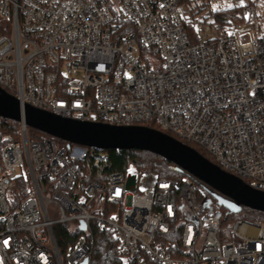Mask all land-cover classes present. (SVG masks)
<instances>
[{
    "label": "built area",
    "instance_id": "built-area-1",
    "mask_svg": "<svg viewBox=\"0 0 264 264\" xmlns=\"http://www.w3.org/2000/svg\"><path fill=\"white\" fill-rule=\"evenodd\" d=\"M210 3L0 0V89L22 109L20 137L0 135V264H91L97 228L118 244V264H264L261 223L203 209L192 177L143 190L146 173L114 169L111 153L121 150L30 139L24 119L31 106L81 122L156 125L264 192V6L246 0L223 24L213 12L208 37L198 15ZM244 21L255 40L240 46ZM59 227L69 233L64 254Z\"/></svg>",
    "mask_w": 264,
    "mask_h": 264
},
{
    "label": "water",
    "instance_id": "water-1",
    "mask_svg": "<svg viewBox=\"0 0 264 264\" xmlns=\"http://www.w3.org/2000/svg\"><path fill=\"white\" fill-rule=\"evenodd\" d=\"M0 118L14 122L22 121L20 102L0 89ZM25 123L55 139L70 144L82 145L98 150L144 151L162 157L174 165L175 170L186 173L220 196L219 204L238 213L242 208L264 213V192L252 189L241 179L171 136L150 127H118L102 123L81 122L26 106ZM228 200L226 204L224 200ZM224 201V202H222ZM211 202L204 201L203 209H210ZM84 229V228H83ZM86 264V262L84 263Z\"/></svg>",
    "mask_w": 264,
    "mask_h": 264
},
{
    "label": "trees",
    "instance_id": "trees-1",
    "mask_svg": "<svg viewBox=\"0 0 264 264\" xmlns=\"http://www.w3.org/2000/svg\"><path fill=\"white\" fill-rule=\"evenodd\" d=\"M236 8L232 7L230 9L216 11V21L219 24H223L225 20L232 17L235 13ZM121 25V31L123 33L129 31L131 29V25L125 19H121L119 21ZM188 32L190 33V37L192 42L197 41L196 33L193 30L192 26H188ZM150 128L159 130L156 125H151ZM29 138L33 139L35 137L38 138H51L48 135L31 129H28ZM14 135L16 138L20 137L19 131V123L1 119L0 118V135ZM54 141L58 142L61 145H65L66 143L60 141L58 139L51 138ZM202 156H204L209 161L213 162V159L204 151L199 148H195ZM112 154L113 166L116 171H122L128 167H135L139 171V173L146 174H154L159 179H170V180H178L182 181L184 178L190 177L186 173H181L175 170L174 165L167 162L162 157H159L155 154L144 152V151H122L119 154L114 151ZM195 181V180H194ZM196 188L198 192V197L201 202L209 201L211 202L210 208L212 210H221L223 213L229 218L230 221H242L248 223H256L261 220H264V213L252 211L247 208H242L238 213H232L230 210L224 206H221L217 200L216 196H220L218 193L213 191L210 187L195 181ZM68 229L66 227H59L55 230V236L58 242V247L61 252L64 254L65 251L62 248V243L64 239L68 237ZM121 261V253L118 244L113 240L111 234L104 230L97 228L96 237H95V248L93 251V258L91 264H118Z\"/></svg>",
    "mask_w": 264,
    "mask_h": 264
},
{
    "label": "rangeland",
    "instance_id": "rangeland-1",
    "mask_svg": "<svg viewBox=\"0 0 264 264\" xmlns=\"http://www.w3.org/2000/svg\"><path fill=\"white\" fill-rule=\"evenodd\" d=\"M260 1H261V6H264V0H260ZM210 2L211 3L209 4V6H207L206 9H203L198 15L199 20L206 21L207 23L205 28L201 30V33L208 37L213 35L210 29V26H209L214 23L213 18H212L213 12L235 7L236 8L235 12L241 13L243 10L242 7L246 3V0H210ZM206 4H208V2H206ZM241 24H244V25H241V27L238 28V31L241 34V37L239 39L240 46L249 44L255 40V33H254V29L252 28V26L247 24V21H244ZM259 27H260V31L258 32V34L259 36H262L264 35V10H262L261 19L259 21ZM193 30L196 32V37H197V32H198L197 28L196 29L193 28ZM144 177L147 179V181L146 183H142L140 187L143 190L148 191L150 187L156 182L158 177L154 174H146ZM224 201L226 204L228 203V200H224ZM260 223L264 227V220H261Z\"/></svg>",
    "mask_w": 264,
    "mask_h": 264
}]
</instances>
